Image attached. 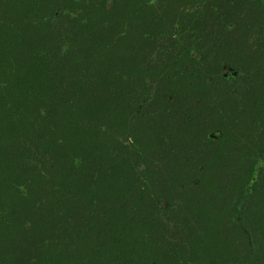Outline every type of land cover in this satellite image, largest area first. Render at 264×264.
I'll list each match as a JSON object with an SVG mask.
<instances>
[{
    "label": "trees",
    "instance_id": "1",
    "mask_svg": "<svg viewBox=\"0 0 264 264\" xmlns=\"http://www.w3.org/2000/svg\"><path fill=\"white\" fill-rule=\"evenodd\" d=\"M175 7L188 16L178 25ZM175 26L264 29V0H0V264H264L258 170H240L238 220L226 226L201 189L172 199L173 166L153 160L166 112L141 102L171 75L164 38ZM255 83L264 118V75ZM251 199L254 234L242 223Z\"/></svg>",
    "mask_w": 264,
    "mask_h": 264
},
{
    "label": "flooded vegetation",
    "instance_id": "2",
    "mask_svg": "<svg viewBox=\"0 0 264 264\" xmlns=\"http://www.w3.org/2000/svg\"><path fill=\"white\" fill-rule=\"evenodd\" d=\"M189 7L191 6H186ZM205 7L213 9L209 5ZM186 13L182 8L174 9L173 16L177 25L179 19H188ZM231 16L232 23L238 25L239 13L233 12L226 17ZM207 29L213 33V37L207 36ZM260 31L264 29L209 26L189 30L175 26L172 35L164 38L165 48L171 55L166 61L172 65L171 75L164 79L168 81L157 78L159 81L154 85L155 90L150 92L151 98L147 102H141L145 103L147 111L153 108V112L158 113L160 107H163L166 112L165 120L160 115L156 117L159 124H153L156 128H162L158 138L163 129H167L166 145L157 148V155L153 160L158 166L171 164L173 170H177L169 172V176H173L171 188L168 190L172 199L189 192L191 188L193 191L201 189V195L206 193V200L202 199L201 203L208 206L209 212L213 209V214L220 219L219 224L226 226L238 220L236 218L234 222L230 217L239 210V195L236 189L238 179L242 176L240 170L245 167L256 169L264 180V118L256 114V106L263 93L257 91L255 86L259 73L264 75V63L258 62V58L262 56L255 43L260 39L255 33ZM173 39L177 41L172 43ZM179 43L182 45L179 46ZM240 43V53H236L234 49ZM163 63L161 59L160 64ZM159 84H166L168 90L164 91ZM237 117L238 122H229V119ZM229 132H233L234 137L227 138L226 134ZM222 137L225 140H222ZM219 154L220 161L216 158ZM200 156L204 166H201L200 170L193 169L195 167L190 169L187 161H197ZM214 158L218 160L217 164ZM210 163L213 166L209 167ZM260 170L262 172H259ZM178 179L181 182H177ZM210 180L221 182H211L210 187ZM191 181L195 188L192 187ZM155 183L160 187L159 179ZM159 203L167 205L164 199ZM256 205L255 199L249 201L251 222H242L245 232L247 226L248 231L254 234V228L257 227ZM228 208L233 211L225 215L224 209ZM154 231L158 232L159 226H155ZM163 237L154 238L155 244H159ZM157 248L159 249L158 246ZM252 252L254 253V248L249 257Z\"/></svg>",
    "mask_w": 264,
    "mask_h": 264
}]
</instances>
